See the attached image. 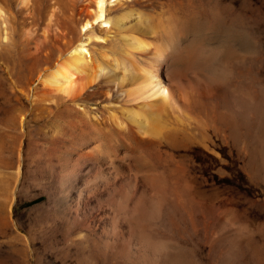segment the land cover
<instances>
[{
  "label": "bare ground",
  "instance_id": "bare-ground-1",
  "mask_svg": "<svg viewBox=\"0 0 264 264\" xmlns=\"http://www.w3.org/2000/svg\"><path fill=\"white\" fill-rule=\"evenodd\" d=\"M210 1L85 0L75 22L78 34L55 48L57 56L34 73L35 84L30 78L25 85L30 95L41 83L44 101L113 131L123 145L120 152L107 151L105 171L101 159L88 156L69 172L70 210L91 251L106 259L103 264L183 263L168 251V238L150 226L175 229L185 218L197 226L208 207L213 218L214 206L203 201L204 159L194 147L208 128L247 149L250 168L264 166V21H250L248 67L234 68V32L218 35L220 12ZM243 7L238 18L245 17ZM232 8H226V19L234 15ZM10 14L9 0H0V19ZM205 15L211 16L201 21ZM214 63L219 72L208 78ZM25 111L13 120L21 124ZM146 159L160 163L157 175ZM216 195L213 188L211 197ZM234 239L228 229L219 264H244ZM212 252L218 255L219 249Z\"/></svg>",
  "mask_w": 264,
  "mask_h": 264
},
{
  "label": "rangeland",
  "instance_id": "rangeland-1",
  "mask_svg": "<svg viewBox=\"0 0 264 264\" xmlns=\"http://www.w3.org/2000/svg\"><path fill=\"white\" fill-rule=\"evenodd\" d=\"M210 3L220 12L218 35L234 32L232 67L247 69L248 28L251 20L264 21V0ZM85 4V0H9L11 14L6 20L0 19V264L106 263V259H97L91 251L90 239L70 210L73 178L69 172L80 167L88 156L101 159L105 171L107 151L120 152L123 145L113 131L111 135L110 130L102 129L103 132L84 123L74 111L44 101L41 83L30 95L24 92L30 78L35 84L34 73L57 56L55 48L78 34L75 22ZM227 7H233L230 20L226 19ZM242 7L245 17L238 18ZM206 16L211 15L200 20L206 22ZM211 66L215 67L210 69ZM216 68L215 63L209 66L208 78L219 72ZM22 109L26 110L20 118L23 120L16 123L13 116ZM208 129L202 140L198 138L201 141L196 138L198 143L194 142V147L198 145L201 161L204 159L203 201L214 206L213 218L208 217V207L197 226L185 218L179 222V228L164 229L152 224L150 230L162 234V238L164 235V240L168 238V251L181 257L182 264H219L218 259L221 261L228 248L223 245V236L230 229L235 237L234 246L243 248L239 258L244 264H264V166L250 168V162L244 160L247 149L244 152L237 148L221 131ZM214 150L218 155H214ZM146 161L149 172L157 175L160 163ZM211 163L214 165L210 166ZM93 172L86 178L93 176ZM213 188L218 194L215 198L211 197ZM27 198L31 199L26 201ZM215 247L219 249L218 255L212 252Z\"/></svg>",
  "mask_w": 264,
  "mask_h": 264
}]
</instances>
